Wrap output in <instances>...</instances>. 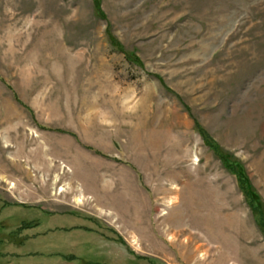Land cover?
I'll use <instances>...</instances> for the list:
<instances>
[{
	"label": "rangeland",
	"instance_id": "rangeland-1",
	"mask_svg": "<svg viewBox=\"0 0 264 264\" xmlns=\"http://www.w3.org/2000/svg\"><path fill=\"white\" fill-rule=\"evenodd\" d=\"M99 4L0 0V264H264V0Z\"/></svg>",
	"mask_w": 264,
	"mask_h": 264
},
{
	"label": "trees",
	"instance_id": "trees-1",
	"mask_svg": "<svg viewBox=\"0 0 264 264\" xmlns=\"http://www.w3.org/2000/svg\"><path fill=\"white\" fill-rule=\"evenodd\" d=\"M99 3L100 0H94L95 12L98 13L99 15H103ZM131 57L132 60L137 61V57H135L134 55H132ZM41 126L44 125L41 124ZM195 128L198 130L204 142L212 150L214 155L219 158L222 165L235 176L237 185L240 188L241 192L244 195L245 200L247 201L248 205L252 210V215L253 218L255 219L254 221L256 222L260 231L264 233V199L262 198L260 193L257 191L255 186L252 184L249 177L247 176L243 163L230 151L224 149L219 144V142L215 141L212 138V136L208 133V131L198 122H196Z\"/></svg>",
	"mask_w": 264,
	"mask_h": 264
},
{
	"label": "bare ground",
	"instance_id": "bare-ground-1",
	"mask_svg": "<svg viewBox=\"0 0 264 264\" xmlns=\"http://www.w3.org/2000/svg\"><path fill=\"white\" fill-rule=\"evenodd\" d=\"M193 240V239H192ZM188 241V240H187Z\"/></svg>",
	"mask_w": 264,
	"mask_h": 264
}]
</instances>
